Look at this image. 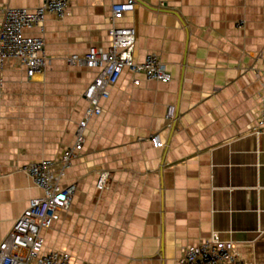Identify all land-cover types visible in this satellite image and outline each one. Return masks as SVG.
Here are the masks:
<instances>
[{
    "label": "crops",
    "instance_id": "crops-1",
    "mask_svg": "<svg viewBox=\"0 0 264 264\" xmlns=\"http://www.w3.org/2000/svg\"><path fill=\"white\" fill-rule=\"evenodd\" d=\"M124 1V0H115ZM43 0H0L33 9ZM111 0H71L28 34L46 42L48 65L32 78L15 60L0 96V242L29 200L43 194L24 167L57 160L76 142L83 97L98 73L71 65L91 45H110ZM124 24L135 57L157 53L173 78L124 70L101 100L65 182L70 208L43 230L47 248L74 264H177L214 233L246 264H264V136L257 132L264 81V0H137ZM138 77L140 85L133 79ZM176 123L166 122L168 106ZM165 143L155 147L151 136ZM109 173L105 189L98 176Z\"/></svg>",
    "mask_w": 264,
    "mask_h": 264
},
{
    "label": "built area",
    "instance_id": "built-area-1",
    "mask_svg": "<svg viewBox=\"0 0 264 264\" xmlns=\"http://www.w3.org/2000/svg\"><path fill=\"white\" fill-rule=\"evenodd\" d=\"M110 45H91L84 56L72 54L71 65H83L97 69L95 78L88 84L83 97L89 103L84 118L78 122L76 142L66 148L59 159L42 158L24 167L43 194L29 200L27 208L14 221L10 233L0 242V264H74L68 251L47 248L43 230L59 220L62 212L72 204L77 185L65 182L67 169L72 159L83 149L85 130L89 120L101 115L102 99L110 96L124 70L136 75L142 74L147 80L167 83L173 78L171 72L157 53L147 54L144 61L135 57L137 30L123 23L126 15L135 10L137 0H111ZM71 0H43L33 9L11 7L0 4V96L4 87V69L9 60L19 62L32 78L44 73L48 65L46 42L41 35H31L28 29L41 28L48 15L63 18L69 13ZM264 76V74H263ZM140 85L138 77L133 79ZM176 108L168 106L166 122L172 129L176 123ZM256 130L264 136V81ZM155 147H164L159 135L151 136ZM109 182V173L98 176L97 188L103 190ZM177 264H246L231 240H225L214 233L204 241L188 246L178 258Z\"/></svg>",
    "mask_w": 264,
    "mask_h": 264
}]
</instances>
